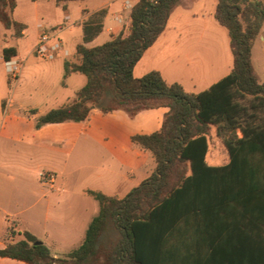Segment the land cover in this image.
Masks as SVG:
<instances>
[{
	"label": "trees",
	"instance_id": "16d2710c",
	"mask_svg": "<svg viewBox=\"0 0 264 264\" xmlns=\"http://www.w3.org/2000/svg\"><path fill=\"white\" fill-rule=\"evenodd\" d=\"M68 1L72 0L55 3L65 8ZM181 1L137 0L126 32L91 48L78 44L73 60L63 63V77L78 73L85 84L71 101L39 116L35 123L39 128L84 121L94 108L102 113L121 110L130 117L140 110L167 108L157 131L130 138L152 157V172L123 198L86 190L98 211L80 245L65 257H52L32 234L9 226L6 236L22 238L0 248V258L25 264L257 262V230L264 227V83L252 68L251 48L264 22V4L216 0L213 16L227 32L231 68L205 90L188 93L176 82H165L156 70L139 78L132 75L134 65ZM15 6V0H0V24L18 38L25 26L11 18ZM14 55L13 48L2 51L4 60ZM211 132L227 151L224 166H209L205 161ZM210 204H225L231 220L246 228L234 230L227 255L205 256L203 250L209 245L197 241L193 217Z\"/></svg>",
	"mask_w": 264,
	"mask_h": 264
},
{
	"label": "rangeland",
	"instance_id": "374dc122",
	"mask_svg": "<svg viewBox=\"0 0 264 264\" xmlns=\"http://www.w3.org/2000/svg\"><path fill=\"white\" fill-rule=\"evenodd\" d=\"M40 1H47L48 10L40 12L38 20L47 25L61 23L64 12L54 5V1ZM259 1L264 4V0ZM17 2L18 8L14 15H28L30 0ZM96 2L77 0L68 3V23L79 19L84 5L92 9L98 4ZM114 2L119 6L120 0ZM209 3L210 0H191L189 12L206 9ZM193 21L196 27L201 28L200 19L194 18ZM1 31L3 29L0 25ZM29 33L25 38H16L5 44L17 48L16 61H21L17 79H7L4 67L0 64V193L9 192L8 211L13 214L19 212L21 189L38 188L37 173L45 169L44 165H48L54 169L55 181L51 185L47 182L42 184V193L56 201L72 203L77 208L76 212L84 208L90 216L95 214L98 205L95 200L83 194L84 189L99 190L123 198L146 178L153 163L147 152L130 144L129 136L157 130L161 117L158 119L152 116L145 120L142 114L129 118L123 112L101 114L96 111L85 122L50 125L41 140L34 138L28 142L32 140L30 137L23 138V141L11 140L7 135L28 136L38 116L56 108L65 100H71L76 90L85 83L84 76L78 74L63 78V58L59 55L53 60L37 57L34 50L31 51L32 36ZM198 36L199 33L192 30L181 34L182 42L178 45L175 61H187L193 55H199L203 61L214 59L213 49L208 45V34H201L200 40H197ZM258 36L251 48V64L258 79L264 83V38H261L264 37V22ZM102 40L100 37L97 42L101 43ZM157 56L154 61H157ZM66 58L71 59V53ZM231 61L230 47L226 45L219 56V65L228 67ZM176 76L183 78L185 73ZM206 86L201 84L192 88L185 85V90L196 93L205 90ZM126 175L128 180H124ZM15 223L10 226L18 230L20 227ZM32 228L41 230L39 225H32ZM5 237L10 238L6 234ZM73 244H65L66 253Z\"/></svg>",
	"mask_w": 264,
	"mask_h": 264
},
{
	"label": "crops",
	"instance_id": "0c3cea01",
	"mask_svg": "<svg viewBox=\"0 0 264 264\" xmlns=\"http://www.w3.org/2000/svg\"><path fill=\"white\" fill-rule=\"evenodd\" d=\"M15 1L16 6L11 12V18L17 22L22 23L25 26L24 30L21 32L20 37L18 38H25L30 32L29 34H31L32 36L31 51H33L38 35L37 25H44L50 31L51 40L57 41L61 45V50L58 51L54 59L57 58L58 55L60 56V58H63L62 70L63 63L65 61L70 62L71 60H73L75 48L78 44H81L87 48L101 45L104 42L109 41L112 37L116 36L121 31L126 32L130 23L129 12L131 9L125 10L123 8L124 0H120L119 6L116 5V3L114 2L115 0H100V2L99 0H97L96 3L98 4L92 9L84 5L80 10L81 13L79 15V19L69 23L68 21L70 19V11L68 3L77 0L68 1L65 5V8L56 5L55 0H53L54 5L60 8L64 12V14L61 23H52L50 25L42 23V20H38L41 14L40 12H46L48 10V6L46 4L47 1L30 0V5L27 6L29 8L28 15H21L20 17L14 15L15 10L18 8V2L17 0ZM128 1L133 6L137 0ZM190 1L191 0H182L179 5L173 8L168 17L164 30L156 38L152 45L144 51L141 58L134 65L132 69V75L134 78H139L151 70H156L160 73L161 77L164 79L165 82H176L182 86L184 91H186L185 85H187L188 87L190 86L192 88H195L199 87L201 84H205L207 85L206 88H208L211 84H213L214 82L229 73L232 61L230 66L228 67H224V65L222 64L219 65V56L225 46H229V41L225 28L220 26L213 16L216 0H210L208 8L203 10L200 9L197 12H189ZM171 18L172 24L169 25V21ZM194 18L200 19V22L202 24L201 28L200 26L196 27V25H194ZM75 28L76 32L74 31ZM2 29L3 31L0 32V64H2V66L4 67V72L8 79L9 75L6 71L4 64L6 60L4 61L3 59L2 51L8 48H13L15 50V55L11 56L8 60H15V62L18 64V73L20 70L21 61H16L17 48H15L14 46H5V44H7L8 42L12 41L13 39H16V37L13 36V31L11 29H4L3 27ZM63 30H65L66 32V37L64 36ZM191 30L194 33H199L197 40L201 39V34H204L205 32L208 34V45L213 49L212 56H214V59L212 61L209 59H205V61H203L204 59H201L199 55H193V57H190L189 59H187V61H175L176 57H178V45L182 42L181 34L184 31ZM100 37H102L103 40L101 43H98L97 41L100 39ZM70 53L71 59H67L66 57H68ZM155 55H158L157 61H154ZM210 57L211 55L208 58ZM182 72L185 73V76L183 78L176 76L178 74H181ZM72 74L78 73H71L66 78H63L67 79ZM186 92L194 93L189 91ZM71 100H65L60 105ZM59 106H57L56 108H58ZM96 111L100 112L99 110L94 108L89 112L87 118L84 121L80 122H85L89 120L91 113H94ZM114 112L125 113L121 110H115L109 113H100L110 114ZM166 112L167 108L158 107L140 110L134 116L142 114L145 120L150 119V117L152 116H156L158 119H160L159 117H161L159 124L160 128L163 116ZM134 116L128 117L133 118ZM35 123L31 125V130L28 131V136L22 134H17L15 136H7L13 141H23L22 139H25L26 137L32 138V140L28 139V142L33 141L34 138H38L39 140H41L40 138L44 136V134H46L47 129L50 125L62 124H45L39 128H36ZM150 133L152 132L132 134L129 136V142L133 147H136L131 143L130 138L137 134ZM237 135L240 136V133L237 132ZM138 149L143 152H146L140 148ZM228 159L229 157L226 149L222 144V141L218 137H216L213 132H211L208 138V152L205 155L206 163L209 166L213 167L224 166L228 163ZM149 160L153 163L154 168V162L150 154ZM43 168L45 169L39 170L37 173L36 180L38 182V188L34 189L30 187L31 189H21L19 212L15 214L9 212V192L4 191L0 193V248L4 247L9 242H16L22 238L17 234L14 240L12 238L5 237L7 228L10 226L11 223L16 222L15 224L20 227L18 231H27L32 234L38 241L42 242L48 248L52 257H65L71 250L80 245L84 236V232L90 220L96 215L98 209L95 214L89 216L87 210L84 208H81L80 212H76L77 208L72 203L56 201V199L47 197L44 193H42L41 185L46 182L50 185L53 184L55 181V174L54 169L51 168V166L44 165ZM153 168H151L150 172L146 174V178L152 172ZM128 179L129 177L126 175L124 177V180ZM86 190L92 189H84L82 191L85 196L90 197L85 193ZM99 192L105 194L102 191ZM107 196H114L120 198L116 195ZM229 215L230 213L228 212L227 206L225 204H223L221 207L215 206L214 204H210L201 212L199 216L193 217V226L198 230L197 241L200 243V245H209L207 247L208 250H203L205 252V256L217 257L221 255L222 252H224L225 255L229 254L232 247L231 244L233 242L232 236L234 230L236 232H239L240 229L246 230L242 223L233 222ZM32 225H39L41 230L38 231L35 228H32ZM257 231V239L259 244L255 255L257 258V262H253L251 264H264V227H258ZM67 243H74V246L69 252L66 253L64 246ZM0 264L25 263L9 258H0Z\"/></svg>",
	"mask_w": 264,
	"mask_h": 264
},
{
	"label": "built area",
	"instance_id": "2783aa9c",
	"mask_svg": "<svg viewBox=\"0 0 264 264\" xmlns=\"http://www.w3.org/2000/svg\"><path fill=\"white\" fill-rule=\"evenodd\" d=\"M123 8L125 10H130L132 5L128 0H124ZM37 29L38 35L34 47L35 55L43 60H53L58 51L61 50L60 43L51 40L50 31L44 25L38 24ZM4 64L9 79H16L18 75V64L15 60H6Z\"/></svg>",
	"mask_w": 264,
	"mask_h": 264
},
{
	"label": "water",
	"instance_id": "95a60500",
	"mask_svg": "<svg viewBox=\"0 0 264 264\" xmlns=\"http://www.w3.org/2000/svg\"><path fill=\"white\" fill-rule=\"evenodd\" d=\"M40 242H35V244H39Z\"/></svg>",
	"mask_w": 264,
	"mask_h": 264
}]
</instances>
